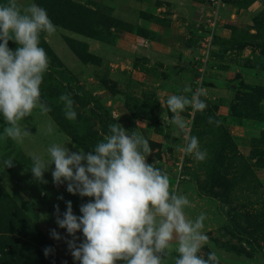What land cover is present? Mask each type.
Wrapping results in <instances>:
<instances>
[{
	"label": "rangeland",
	"instance_id": "rangeland-1",
	"mask_svg": "<svg viewBox=\"0 0 264 264\" xmlns=\"http://www.w3.org/2000/svg\"><path fill=\"white\" fill-rule=\"evenodd\" d=\"M73 1L97 10L105 19H115L118 24L103 30V40L55 23L56 31L53 34L42 32L41 39L69 72L59 76L48 68L57 76L56 81L73 92H77L79 86L84 92L95 96L125 130L129 133L136 130L144 135L152 149L147 162L155 163L167 172L171 190L187 196L191 202V206L185 208L186 217L195 220L201 213L206 215L203 232L209 239L202 246L200 255L206 257L208 252L215 251L220 264H264L262 252L256 246L259 243L264 249V229L256 230L264 220V120L244 117L239 112L242 104L238 101L249 88H264V0H224L225 4L218 12L219 34L216 33L200 84L196 82L199 41L204 30L205 15L211 11V7L209 12L195 19L189 39L184 40V35L180 40L184 46L193 49L188 65L181 67L176 62L169 64V68L164 66L166 57L163 51L157 53L160 49L149 46L158 39L157 32L138 23L143 18L154 19L150 12L144 10L136 15L131 13L129 6L121 10L120 0ZM7 2L0 0V4ZM17 2L22 8L32 3L39 5L36 0ZM121 12L128 21H124L123 17L121 20ZM167 20L153 21L165 25ZM120 39L133 44L121 50ZM73 42L80 43L82 50L95 54L98 62L81 60L73 48ZM102 78L108 81L110 88L105 87ZM185 87L191 91L184 92ZM200 89L205 93L200 99L206 102L207 107L202 112L193 111L191 106L186 107L181 116L188 122V128L181 131L170 122L172 113L168 111L166 100L172 95L191 98ZM128 96L149 102L145 114L155 117V120L133 116L125 106ZM261 103L264 105V98ZM74 104L80 116L88 118L89 122L85 128H77L102 135L100 113L93 103L81 105L75 100ZM130 104L133 105V102ZM167 112L169 119L164 121L162 113ZM262 112L264 114L263 108ZM209 117L221 121L220 125L209 124ZM20 123L26 125L32 134L23 143L4 137L6 124L0 115V203L4 200L7 202L6 207L0 205V215L5 213L7 217V226L3 219L0 220V234L5 231L20 245L30 240L34 226L47 240L48 247L54 250L49 255L55 260L46 262L41 259L43 264H79L71 256L65 240L57 241L50 235V230L55 229L62 237L72 239L66 229L56 224L54 206L58 204L63 213L66 211L65 201H71L73 213L80 216V206L91 198L68 193L67 183L65 189L51 188L54 164L44 173L47 183L35 180L30 171V154L40 155L45 162H49L47 149L52 144L66 145L71 151L82 148L49 113H42L39 108ZM49 125L52 132L45 134ZM185 134L199 139L200 149L207 151L205 160H196L192 154L178 150L186 143ZM225 135H229L231 141L226 139L225 145L230 146L220 151ZM8 158L14 160V167H4L3 161ZM1 193L7 196L1 198ZM59 196L64 199L59 200ZM235 223L252 235L237 233L233 230ZM76 235L80 238L77 243L82 242V233ZM177 245L178 241L174 239L163 264H175ZM32 248L36 250L35 245ZM39 257L42 258V255Z\"/></svg>",
	"mask_w": 264,
	"mask_h": 264
},
{
	"label": "clouds",
	"instance_id": "clouds-1",
	"mask_svg": "<svg viewBox=\"0 0 264 264\" xmlns=\"http://www.w3.org/2000/svg\"><path fill=\"white\" fill-rule=\"evenodd\" d=\"M55 31L46 9L35 3L23 8L17 0L0 4V115L6 124L4 137L14 142L23 143L32 135L20 122L34 109L51 111L41 101L40 86L49 58L39 45L42 32L50 35ZM9 41L17 44L15 50L9 48ZM183 91L191 89L185 87ZM204 94L200 89L191 98L169 96L166 105L172 113L170 122L181 131L187 129L188 122L181 113L188 106L202 112L207 107L200 99ZM58 100L65 118L75 120L71 95L62 94ZM162 119H169L168 112L162 113ZM208 123L219 126L221 121L209 117ZM51 132L49 125L45 134ZM184 139L185 145L178 150L205 160L207 151L200 149L199 139L190 134ZM47 152L49 162L30 154L33 178L47 183L44 173L54 164L51 175L55 185L67 183L68 193L91 198L80 206V216L73 213L71 201H65L63 213L58 204L54 206L56 224L72 239L62 237L55 229L50 235L57 241L64 239L79 264H163L174 239L178 241L175 264H220L215 251L208 252L206 258L199 254L209 239L203 232L206 215L201 213L195 220L186 217L185 208L191 202L171 190L167 172L147 162L152 149L144 135L136 130L129 133L116 122L108 125V134L89 151H71L66 145L52 144ZM3 165L12 168L14 160L5 159ZM78 232L83 235L80 243ZM53 251L46 247L44 254L47 257Z\"/></svg>",
	"mask_w": 264,
	"mask_h": 264
},
{
	"label": "trees",
	"instance_id": "trees-1",
	"mask_svg": "<svg viewBox=\"0 0 264 264\" xmlns=\"http://www.w3.org/2000/svg\"><path fill=\"white\" fill-rule=\"evenodd\" d=\"M39 5L46 9L49 18L55 24H60L67 28L72 29L75 32L90 36L95 39L103 40L104 39V31L105 28L111 27V25L118 24L115 19L108 17L105 19L101 17L97 10H91L86 6L75 3L73 0H36ZM126 23H121L120 25H124ZM100 27V28H99ZM216 39V35L214 37V41ZM213 41V42H214ZM40 47L44 48L47 52L48 58L50 60L49 68L52 71L57 73L59 76L63 74H68L69 72L64 67V64L60 59L53 53L50 46L41 39L40 37ZM74 50L76 54H78L79 58L84 62H98V58L95 54L84 51L81 48L80 43L73 42ZM9 48L15 50L17 44L13 41H9ZM49 69L44 74L47 77H43V83L40 86L41 91V101L46 103L48 107L51 109L48 113L53 117V119L57 122V124L63 129L65 133L72 137L74 142L82 148L84 151L91 150L98 142H100L105 135L108 134V125L111 123H116V119H114L110 112L96 99L95 96H92L89 93L84 92L79 86L77 87V92H73L69 90L67 87L63 86L61 82L56 81L57 76H54V73ZM103 80V78L101 79ZM106 81L105 79L103 80ZM105 87L110 88L108 81L105 82ZM62 94H70L72 99L81 105H86L90 102L93 103L95 109L100 113L98 115L101 118L102 127V135H98L93 131H85L83 128L88 124V118L81 117L80 113L74 110L77 113V118L73 121H70L65 118L63 111V104L58 100L59 96ZM264 98V88L263 87H251L248 91L242 94V97H239L241 102V108L239 109L240 114L244 117L253 118V119H263L264 114L262 112V108L264 109V105H262L261 100ZM126 108L131 112L133 116H142L144 118H151L155 120V117H148L145 114V110L147 109V103L142 102L139 99L132 98V96H128L126 99ZM133 102V105L130 104ZM75 105V104H74ZM145 114V115H144ZM81 121H80V119ZM118 123V122H117ZM74 125V126H73ZM84 126V127H83ZM67 127H74L75 129H68ZM83 127V128H77ZM89 129V128H88ZM87 131V133H85ZM224 140L221 141L220 151H224L226 146H230L226 144V139L229 142V135L224 136ZM4 195L1 193V198ZM4 204V205H3ZM0 205L3 207L7 206V202L4 200ZM8 214V213H7ZM4 217V218H3ZM3 219V220H2ZM0 220L5 222L7 217L5 213L0 215ZM7 226V223L5 222ZM3 227V226H2ZM4 229V228H3ZM257 229H264V220L260 222V224L256 227ZM233 230L242 235H252L251 232L246 231L244 228L240 227L235 223ZM8 230H6L7 232ZM5 232V231H4ZM2 232L0 234V264H43L42 261H50L55 260L52 255H48L47 257L44 254V247H48L47 240L40 234L36 227H32V231L30 233V240L23 241L20 245L19 242L15 241V238L6 235V233ZM37 244V246H36ZM35 245L36 250L32 248ZM256 246L262 252L264 257V249L256 243ZM5 248H7L5 250ZM42 255V258L39 257ZM43 256L45 258H43ZM206 258V257H205ZM41 259H44L41 261Z\"/></svg>",
	"mask_w": 264,
	"mask_h": 264
},
{
	"label": "crops",
	"instance_id": "crops-1",
	"mask_svg": "<svg viewBox=\"0 0 264 264\" xmlns=\"http://www.w3.org/2000/svg\"><path fill=\"white\" fill-rule=\"evenodd\" d=\"M128 6L131 13L139 15L140 12L147 10L154 17L152 20L140 19L141 21L139 20L140 22L138 23L143 24L149 30L157 32L158 39L151 42L152 44L150 43L149 46L156 50L160 49L157 53L163 51L166 57L164 66L170 68L171 65L169 64H176V62L180 63L181 67H184L185 64L188 65L192 57L191 50L193 52V49L192 47L184 46L180 40L184 35H186L184 40H188L194 30L192 24L195 19L210 11L208 0H120L121 10L126 9ZM119 17L122 20V12ZM123 18H125L124 21H128L126 16ZM160 19L168 20L165 25L154 22ZM218 30L219 27L217 28V34H219ZM131 44L133 43L124 39L119 41L121 50L128 45L132 46ZM165 57L162 58L164 59Z\"/></svg>",
	"mask_w": 264,
	"mask_h": 264
},
{
	"label": "built area",
	"instance_id": "built-area-1",
	"mask_svg": "<svg viewBox=\"0 0 264 264\" xmlns=\"http://www.w3.org/2000/svg\"><path fill=\"white\" fill-rule=\"evenodd\" d=\"M211 11L205 15V24L199 47V66H197L198 76L196 82L199 84L203 81L206 64L210 57L213 47L214 37L217 29L218 12L225 4L224 0H209Z\"/></svg>",
	"mask_w": 264,
	"mask_h": 264
},
{
	"label": "water",
	"instance_id": "water-1",
	"mask_svg": "<svg viewBox=\"0 0 264 264\" xmlns=\"http://www.w3.org/2000/svg\"><path fill=\"white\" fill-rule=\"evenodd\" d=\"M51 188H59V189H65V184H61L59 186L55 185L54 183L51 184Z\"/></svg>",
	"mask_w": 264,
	"mask_h": 264
}]
</instances>
